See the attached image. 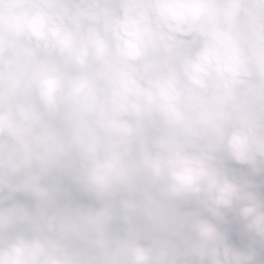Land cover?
<instances>
[{
	"label": "clouds",
	"instance_id": "1",
	"mask_svg": "<svg viewBox=\"0 0 264 264\" xmlns=\"http://www.w3.org/2000/svg\"><path fill=\"white\" fill-rule=\"evenodd\" d=\"M0 264H264V0H0Z\"/></svg>",
	"mask_w": 264,
	"mask_h": 264
}]
</instances>
